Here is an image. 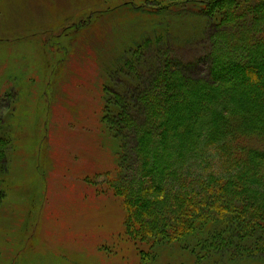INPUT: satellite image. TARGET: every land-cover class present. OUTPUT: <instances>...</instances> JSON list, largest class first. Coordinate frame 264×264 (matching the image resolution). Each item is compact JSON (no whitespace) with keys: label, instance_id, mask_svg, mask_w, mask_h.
Returning a JSON list of instances; mask_svg holds the SVG:
<instances>
[{"label":"rangeland","instance_id":"obj_1","mask_svg":"<svg viewBox=\"0 0 264 264\" xmlns=\"http://www.w3.org/2000/svg\"><path fill=\"white\" fill-rule=\"evenodd\" d=\"M218 1L0 0V264H264L261 229L243 230L205 190L224 174L205 144L210 118L233 104L190 87L210 80L218 41L227 59L249 51L245 38L236 53L223 40L245 29L255 37L248 7L258 2L235 0L242 25L225 27ZM172 73L182 82L170 79L174 90L161 96L157 82ZM150 94L160 110L170 98L182 119L167 129V150L152 136V177L141 180L159 192L137 183L135 199L144 209L145 196L167 200L189 182L208 205L183 241L158 238L144 255L127 234L123 185L138 173L141 128L161 131L147 115ZM157 166L178 177L165 181Z\"/></svg>","mask_w":264,"mask_h":264},{"label":"trees","instance_id":"obj_2","mask_svg":"<svg viewBox=\"0 0 264 264\" xmlns=\"http://www.w3.org/2000/svg\"><path fill=\"white\" fill-rule=\"evenodd\" d=\"M225 1H218L220 4L222 3L221 6L227 13L226 18L221 21V25L232 27L233 24L235 26L241 24L244 17L234 11L236 1L228 0L230 2L227 3ZM248 9L250 21L254 23L255 37L251 38L245 29L240 31L241 35L245 34L244 36H238L236 32H231V34L228 32V39L223 41L227 48L230 46V38L235 41V47L230 46L232 48L230 53H232L238 46H242V39L245 38L244 40L249 42V51H245L240 56L235 51L234 53L237 55L230 54V59H227L225 54L217 51L216 48L221 44L218 41L215 45L217 47L212 52L214 67L212 66L210 80L205 81V84L196 83L190 87V90L191 94L197 97L202 90L208 89L212 95L211 101L230 95L227 106L231 102L233 107L231 109L228 107V110H221L211 116L210 127L212 131H210L209 136L207 135L205 143L208 148H212L213 151L211 150V152H215L220 157L222 161L221 170L224 174H221L218 181L212 177L209 178V183H205L212 186L205 190L212 197V202L222 208L220 211L225 209L228 211L227 213L238 214L242 224H245L241 226L243 230H247L248 226L258 227L261 229L262 239H264V115H262L264 114V82L260 80L262 76L259 75L260 71L264 69V26L260 28L261 25H264V0H258L253 7H248ZM170 71L171 69L168 70V72ZM246 74L250 75V80L246 79ZM160 78L157 84L162 85L161 96L169 95L174 90L169 86L170 79H174L177 83L182 82L173 73L169 78L165 76ZM253 86L257 87L259 92H253ZM169 99L168 102L166 101L167 107L160 110V102L156 101L153 95L144 97V102H150L146 103L147 115L153 118L154 126H160L161 131L157 133L155 129L150 133L145 127L141 128L138 133V154L142 160L137 169L138 173L135 176L126 175L127 179L125 178L124 181L126 185H123L124 194L126 192L129 194L124 201L126 220L128 221V224L126 223L127 234L131 237L135 236L139 241L138 250L141 249L140 252L144 255L146 252L144 245H150L154 249L155 246H158L156 241L158 238H163L168 242L183 241L194 230L195 216L202 214L200 216L205 217L206 213L202 211L201 207L204 208L208 205L199 202V192L197 189L191 192L192 186L189 182L183 184L175 196H170V198L167 196V200L148 197L149 195L145 196L147 208L144 209L138 202L142 204L145 200L137 201L135 199V195L139 191L135 186L137 183L139 186L144 184L142 190L145 194H149L151 189L158 191L141 179L143 172L148 175L147 177H152V172L147 167L151 153L149 145L152 136L158 137L160 135V150H167L169 147V139L166 137L167 129L173 124L174 118L182 119L179 108L176 104H171ZM196 117L198 114L195 113L191 118ZM178 122L177 120V124L171 126V130L180 127ZM162 127H165L166 130ZM192 129L193 120L190 125L184 128L185 134L191 136ZM172 167L157 166L156 170L165 176V181H169L176 179L179 173ZM214 184L215 186H213ZM187 185L191 186L190 190H187ZM197 186L198 184H196ZM159 188L164 192V187L159 186ZM144 262L142 260L140 263Z\"/></svg>","mask_w":264,"mask_h":264}]
</instances>
